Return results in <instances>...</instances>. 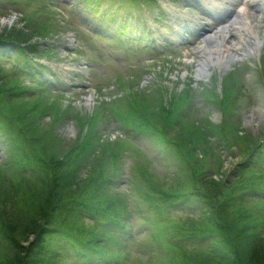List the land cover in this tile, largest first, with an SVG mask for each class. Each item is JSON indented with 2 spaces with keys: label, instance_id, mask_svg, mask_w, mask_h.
<instances>
[{
  "label": "rangeland",
  "instance_id": "rangeland-1",
  "mask_svg": "<svg viewBox=\"0 0 264 264\" xmlns=\"http://www.w3.org/2000/svg\"><path fill=\"white\" fill-rule=\"evenodd\" d=\"M65 1L68 2H51L54 9L60 13L55 20L62 24L64 29L34 25L30 19L21 18L19 11L7 3L6 11L0 9V35L20 38L24 43H39L40 49L56 45V57H53L51 62L55 64L57 59L61 60L58 61L59 65L66 64L67 61L64 60L68 56L65 48L75 46L74 32L77 30L79 33L92 35V27H89L85 20L91 19L95 24L101 22L100 18L94 20L93 13L86 7L80 8L82 13H79L78 19L70 12L72 4H66ZM5 2L6 0H0V5ZM38 7L30 6L26 12L32 13ZM54 15L56 14L52 12V17ZM86 43L82 39L79 42V48L84 51L79 55V59L95 60L97 56L95 51L91 50L92 45ZM146 57L128 58L123 55L119 65V62H115L117 70L114 65L105 63L101 72L110 78L120 77L123 81L132 80L137 76L142 82L147 69L145 65L150 66L153 63V60L146 61ZM92 65L96 66L95 61H92ZM5 71L6 68L0 60V99L7 100L10 117L7 116L14 120L17 126L15 129L25 131L22 136L27 140L24 149L22 144L21 149H18L20 153L14 158V164L8 160L2 167L0 157V211L5 221L8 220L12 224L22 219L23 224H32L35 219L28 217L33 215L29 206L38 201V204L48 209L50 206L46 207L44 199L51 197L56 189L66 198L64 206L73 213H77L79 209L71 204L81 201L91 205V196L96 194L99 203H94L93 206L101 211L107 210L103 211V216L113 217H118L123 210L122 195L129 188H135L138 195L148 199H159L163 195L184 189L199 193L206 206L199 208L203 204L199 199L198 204L193 203L195 208L190 211L191 215L172 224L171 229L180 236L179 246L172 247L167 255L159 257L153 264H264V207L255 201L240 202L241 196L246 190L249 191L255 178L248 167L252 153L249 146L264 135V119L254 123L255 127L251 128L246 121L237 118L226 120L219 114L217 118L213 115L206 120L190 119L182 126L168 127L165 131L166 137L177 144L178 151L181 152L180 160L177 158L157 171L144 169L139 164L134 169L135 178L129 186L119 185L114 188L106 181L112 169L119 168V154L128 145L118 141V137H104L100 134L103 117L93 99L82 100L85 90L66 91L67 96L73 92L77 95L73 104L64 100L56 102L54 99H44L42 104L34 101L19 103L12 97V91L17 89L15 86L18 83L14 80L5 81ZM147 71L154 75L148 78H152L150 84L134 82V86L125 87L121 93L115 88V93L125 97L123 104L116 107L114 112L121 117L138 119L140 123L163 132L164 120L170 113L169 106L176 102V96L183 90L175 77H170L167 73H154L155 71L150 69ZM219 81L215 83L214 92L211 94L217 101L223 96ZM151 85L155 89L153 95L146 93V87ZM141 93H146L143 95L146 97L142 98ZM258 107H261V104ZM258 107L253 106L245 116H249L250 112ZM69 117L74 120L67 121ZM219 125H222L223 129L228 126L236 130V133H232L235 142L225 138L223 130H218ZM202 131L212 133L210 141L206 134L203 136ZM145 147L151 146L148 144ZM24 153L29 155V162L26 158V161L22 162ZM78 153L83 155L80 161L72 157ZM20 165H26L28 169H39L40 173H36L32 178H20L17 176ZM37 176L39 179L31 182ZM79 184L82 188H76ZM233 198L239 202L236 203ZM138 200L140 199L136 197L131 202L135 204ZM68 202L71 204H67ZM76 226L96 231L91 222H79ZM214 233V236L208 238H217H205L200 247H192L187 241L189 236L194 234L201 238ZM4 235L5 233H0V264H14L16 256L12 251L13 245L3 242ZM21 244L26 247L29 243Z\"/></svg>",
  "mask_w": 264,
  "mask_h": 264
},
{
  "label": "trees",
  "instance_id": "trees-1",
  "mask_svg": "<svg viewBox=\"0 0 264 264\" xmlns=\"http://www.w3.org/2000/svg\"><path fill=\"white\" fill-rule=\"evenodd\" d=\"M82 156L81 153H78L76 155L74 154L72 157L73 159L78 158L80 161ZM14 158L16 159V157ZM25 158L28 162L30 161L27 153H24L21 158L23 163L26 161ZM10 161L14 164V159ZM2 167H4V164ZM18 169L20 170L19 174H17L18 177L23 179L28 177L26 174L29 173L30 170V168L27 170L28 166L20 165ZM34 170L39 169L35 168ZM29 176V178H32L35 175L30 174ZM108 176V181H106L107 184L110 180H113L111 174ZM37 178L39 179V176L32 179L31 182H34ZM40 185L41 184H39V186ZM78 187L82 188L80 184L76 188ZM59 192L60 191L56 189L51 197L47 196L44 199L46 207L50 206L48 209H45L40 203L38 204V201L29 206L31 211H33V215H28V217L30 219H35V222H32V224H23L22 219L11 224L8 220L5 221L2 218L3 215L0 211V233L1 235L5 233V237L3 238L4 243L13 245L12 251L16 256L13 263L69 264L63 262L65 258L62 257V254L63 256L67 254L68 249L72 245L73 249L84 251L86 255L92 254L94 258H113L116 259L117 264H130L131 261H128V253L124 251L119 255L122 249L119 244V239L110 235L111 232L123 228V220L126 219V211L122 210L118 217H113L111 215L103 216V211L107 210L101 211V209L93 206L94 203H99L95 194L91 196V205H87L86 203L83 204L81 201L71 204L69 201L67 204L75 205V207L79 209L77 213H73L71 209L64 206L63 203L66 201V198L62 197ZM178 193L179 191H177V194ZM163 216L162 213L153 214V219L149 222L151 223L150 226L154 227L151 236H153L156 241L163 242L169 239L171 234L175 235L176 240H178H175V245L179 246L178 242L180 236L176 235L175 231L171 229L174 221L169 222L163 219ZM90 221L93 222L92 224L96 231L88 227L83 229L82 227L76 226L79 222L87 223ZM104 222L111 224V226L104 227V225H98L100 223L104 224ZM212 236L213 234H210V237ZM201 238L194 234L192 237L189 236L187 241L192 247L196 245L200 247V243L207 237H204V239ZM207 239L213 240V238ZM62 241L65 243V247L60 245ZM24 242H28V246L23 247L21 243ZM23 254L24 256H22Z\"/></svg>",
  "mask_w": 264,
  "mask_h": 264
},
{
  "label": "bare ground",
  "instance_id": "bare-ground-1",
  "mask_svg": "<svg viewBox=\"0 0 264 264\" xmlns=\"http://www.w3.org/2000/svg\"><path fill=\"white\" fill-rule=\"evenodd\" d=\"M262 119H264V114L261 110H258L256 114L250 115L249 119L246 121L247 125L251 128H254V123L260 122Z\"/></svg>",
  "mask_w": 264,
  "mask_h": 264
}]
</instances>
